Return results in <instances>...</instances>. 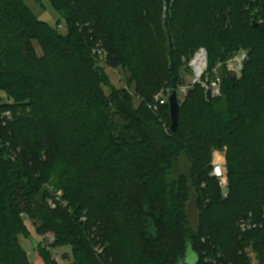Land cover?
<instances>
[{"label": "trees", "instance_id": "16d2710c", "mask_svg": "<svg viewBox=\"0 0 264 264\" xmlns=\"http://www.w3.org/2000/svg\"><path fill=\"white\" fill-rule=\"evenodd\" d=\"M51 3L64 35L26 0H0V264H32L23 216L49 241L34 264H58L51 250L65 246L71 264H178L189 246L197 264H264V0H172L168 27L166 0ZM97 46L135 83L138 107L125 89L105 95ZM201 47L210 69L241 49L248 59L240 76L222 69L221 96L192 87L172 132L169 103L158 112L149 104L170 88L172 63L180 72L178 61ZM215 150L226 152L227 197L210 176ZM181 157L190 176L175 179ZM249 214L258 227L242 232Z\"/></svg>", "mask_w": 264, "mask_h": 264}, {"label": "rangeland", "instance_id": "374dc122", "mask_svg": "<svg viewBox=\"0 0 264 264\" xmlns=\"http://www.w3.org/2000/svg\"><path fill=\"white\" fill-rule=\"evenodd\" d=\"M26 4L32 13L37 17L38 20L47 23L49 26L53 28H57L61 34H66V24L64 18L54 9L52 6L51 0H26ZM36 49L38 54H41V49L36 44ZM244 50V49H241ZM245 51V50H244ZM94 55V53H93ZM95 56V55H94ZM192 59V58H191ZM190 56L183 57L178 61V70H180L181 76V85L178 89V97L180 103H183L189 90L192 88V81L194 79L191 69H190ZM97 64L103 68L106 76L109 80V86L104 87V92L106 96H110L112 90H122L125 89L127 93H129L133 97V103L135 107H138L141 103L139 95L136 93V85L135 83L130 84L127 81V75L122 67L114 68L108 66L106 62H100L96 59ZM159 66V65H158ZM218 75H222V70L218 72ZM160 92H163L165 95H168L171 92L170 88L167 89L165 85L160 89ZM0 96L5 99V94L0 92ZM23 109H19L18 114H22ZM8 145V144H7ZM7 147V146H6ZM13 149L7 150L6 154H10L12 156ZM215 161H219L225 165V171L228 175V170L226 167V152L225 150H215L212 155V163ZM189 164L187 160L183 157L179 158L174 163L173 168V178L177 179L180 176H190ZM211 176V175H210ZM228 177V176H227ZM229 182V181H228ZM222 191V189H221ZM223 195V191H222ZM198 195L196 194L194 188L190 187V196L189 200L186 204V214L187 220L191 227V230L194 234L200 230V211L198 208ZM26 226L31 233V238L27 239L26 237H21L20 242L26 250L28 257L32 264H34L35 260L38 257L37 249L39 246L47 247L49 241L45 240V235L37 233V223L27 219L26 216H23ZM200 234V233H199ZM198 234V235H199ZM51 234L47 235L50 236ZM51 242V241H50ZM37 245V246H36ZM52 256L56 259L58 264H71L73 262V257L71 253V247L65 246L57 249L51 250ZM248 256L257 263L256 254L251 250H247ZM187 264H195V255L193 253L188 254Z\"/></svg>", "mask_w": 264, "mask_h": 264}, {"label": "built area", "instance_id": "2783aa9c", "mask_svg": "<svg viewBox=\"0 0 264 264\" xmlns=\"http://www.w3.org/2000/svg\"><path fill=\"white\" fill-rule=\"evenodd\" d=\"M93 53L98 61L106 62L107 53L101 46H97L93 50ZM247 59L248 52L240 50L226 62H220L214 68L210 69L209 54L207 49L204 47L199 48L194 53L190 61V69L194 77L192 81V87L200 86L205 92L210 90L213 98L221 96L222 77L218 75V72L225 68L228 73L240 76ZM170 94L171 92H169L168 95H165L163 92L157 93L153 97L152 102L149 104V109L153 112H158L162 106L167 104ZM211 177L218 181L219 187L222 189L224 197H227L229 183L227 173L225 171V165L219 161L213 162ZM61 203L62 202L59 193L51 194L47 202L48 207L51 210H56L58 205ZM238 226L242 232H246L256 229L258 227V223L255 221L253 215L249 214L248 216L240 219ZM48 237L51 242L54 241L53 235ZM205 262L209 263L208 260Z\"/></svg>", "mask_w": 264, "mask_h": 264}, {"label": "water", "instance_id": "95a60500", "mask_svg": "<svg viewBox=\"0 0 264 264\" xmlns=\"http://www.w3.org/2000/svg\"><path fill=\"white\" fill-rule=\"evenodd\" d=\"M171 4H172V0H166V3H165V26L166 27H168L169 22H170V18H171V12H170L171 11ZM258 19H259V16L256 14V16L252 22V25L255 28L258 26ZM172 47H173V40L170 37V48H172ZM172 70L174 72V75H173L171 82H170L171 94L169 96L168 103H169V109H170V117H171V121H172L171 131L176 132L177 128H178V124H179V113H180V107H181L179 97H178V89H179L178 81H179L181 76H180V72L175 69L173 63H172ZM231 76L233 78L235 77L234 74H231ZM212 98L213 97L211 95V91L208 90L206 92V99L212 100ZM190 252L193 253L191 246L188 247L185 258L184 259L180 258L178 264H187L188 254ZM197 262H198V257H197V255H195V264H197Z\"/></svg>", "mask_w": 264, "mask_h": 264}]
</instances>
